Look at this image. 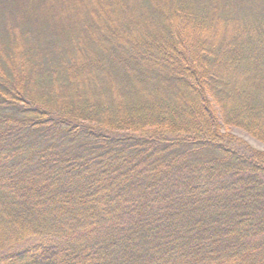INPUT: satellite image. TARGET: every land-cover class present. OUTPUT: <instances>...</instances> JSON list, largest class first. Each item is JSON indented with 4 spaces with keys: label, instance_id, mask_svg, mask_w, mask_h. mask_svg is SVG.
I'll use <instances>...</instances> for the list:
<instances>
[{
    "label": "trees",
    "instance_id": "1",
    "mask_svg": "<svg viewBox=\"0 0 264 264\" xmlns=\"http://www.w3.org/2000/svg\"><path fill=\"white\" fill-rule=\"evenodd\" d=\"M264 0H0V264H264Z\"/></svg>",
    "mask_w": 264,
    "mask_h": 264
},
{
    "label": "rangeland",
    "instance_id": "2",
    "mask_svg": "<svg viewBox=\"0 0 264 264\" xmlns=\"http://www.w3.org/2000/svg\"><path fill=\"white\" fill-rule=\"evenodd\" d=\"M221 129L243 140L245 143L251 146V148L264 152V143L248 135V133H246L241 128H237L235 126H228V128L223 127Z\"/></svg>",
    "mask_w": 264,
    "mask_h": 264
}]
</instances>
